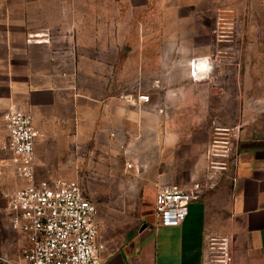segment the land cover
Segmentation results:
<instances>
[{
  "label": "crops",
  "instance_id": "1",
  "mask_svg": "<svg viewBox=\"0 0 264 264\" xmlns=\"http://www.w3.org/2000/svg\"><path fill=\"white\" fill-rule=\"evenodd\" d=\"M10 13L0 8V117L9 108L32 114L39 131L34 144L37 179L78 180L91 164L101 177L120 176L123 169H137L144 160L136 152H151L155 146L161 151L176 146L173 153H184L187 149L180 146L200 152L203 145L204 151L211 138V118L221 109L215 86L192 80L188 69L174 74L163 55L129 58L128 64L114 57L111 67L102 52L95 58L84 59L82 53L78 58L73 43L28 38L24 21L10 20ZM38 33L32 36L42 35ZM138 76L146 80L140 92L149 95L146 102L134 101L137 93L124 83ZM252 125L239 128L238 159L228 171L235 178L219 173L189 203L179 225H160L148 215L124 226L123 219L102 213L101 222L97 220L105 243L103 264H204L207 235L230 237V264H264V131ZM7 137L1 126L0 257L20 258L28 238L11 225L6 193L24 181L3 148ZM90 153L96 154L92 163ZM121 153L127 154L124 165L119 163ZM167 158L156 176L207 179L205 153L193 158L184 173L179 164L169 169Z\"/></svg>",
  "mask_w": 264,
  "mask_h": 264
},
{
  "label": "rangeland",
  "instance_id": "2",
  "mask_svg": "<svg viewBox=\"0 0 264 264\" xmlns=\"http://www.w3.org/2000/svg\"><path fill=\"white\" fill-rule=\"evenodd\" d=\"M0 8L11 10L10 20L24 21L28 38L64 46L73 43L76 57L82 53L84 59L102 52L110 67L114 57L128 64L129 58L136 61L156 54L168 57L174 74L180 76L188 69L190 76V60L209 56L214 64L201 82L215 86L217 107H221L217 118H211L212 128L254 124L264 131V0H0ZM38 32L42 35L32 36ZM137 78L124 83L139 95L146 80ZM175 147L166 146L168 154L161 146L136 152L144 159L139 167L123 169L115 177L97 175L91 164L96 154L90 153L89 170L77 179L95 202L97 219L101 222L105 212L129 226L140 216L154 215L157 184L202 180L156 176L167 157L169 169L179 164V171L186 172L193 158L204 155L207 144L200 152L180 146L187 151L173 153ZM126 156L121 153L119 163L124 165Z\"/></svg>",
  "mask_w": 264,
  "mask_h": 264
},
{
  "label": "built area",
  "instance_id": "3",
  "mask_svg": "<svg viewBox=\"0 0 264 264\" xmlns=\"http://www.w3.org/2000/svg\"><path fill=\"white\" fill-rule=\"evenodd\" d=\"M202 57V56H201ZM201 57L189 62L192 80L208 77L207 68L198 67ZM146 102L149 95L140 93L134 101ZM7 129L3 148L10 153L14 172L24 181L6 193L11 210V225L27 234L28 244L21 248L20 258L0 257L4 264H103L105 243L100 239L97 206L76 179H37L34 166V144L39 131L27 110L9 108L1 113L0 127ZM240 125H214L205 149L208 176L188 186L177 183L159 184L154 196V217L160 225H179L188 205L210 187L212 180L226 173L238 159L237 143ZM204 264H230V237L207 235Z\"/></svg>",
  "mask_w": 264,
  "mask_h": 264
},
{
  "label": "bare ground",
  "instance_id": "4",
  "mask_svg": "<svg viewBox=\"0 0 264 264\" xmlns=\"http://www.w3.org/2000/svg\"><path fill=\"white\" fill-rule=\"evenodd\" d=\"M198 67H199V69H201V70L207 68V63H206V59H205V58L202 59V60H200V62H199V64H198Z\"/></svg>",
  "mask_w": 264,
  "mask_h": 264
}]
</instances>
